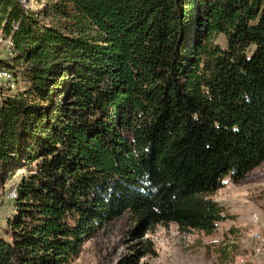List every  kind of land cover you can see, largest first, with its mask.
<instances>
[{
  "label": "trees",
  "instance_id": "obj_1",
  "mask_svg": "<svg viewBox=\"0 0 264 264\" xmlns=\"http://www.w3.org/2000/svg\"><path fill=\"white\" fill-rule=\"evenodd\" d=\"M43 1L0 0V264H67L125 214L122 264L159 224L213 233L264 162V0Z\"/></svg>",
  "mask_w": 264,
  "mask_h": 264
},
{
  "label": "rangeland",
  "instance_id": "obj_2",
  "mask_svg": "<svg viewBox=\"0 0 264 264\" xmlns=\"http://www.w3.org/2000/svg\"><path fill=\"white\" fill-rule=\"evenodd\" d=\"M26 1L36 8L43 0ZM5 57V47L0 45V58ZM8 187L0 188V226L13 212ZM211 197L225 207L228 219L211 234L196 229L183 231L176 223L155 226L146 237L156 253L143 257L141 263L251 264L252 245L259 244L253 234L258 232L264 238V162L239 181L227 177L224 186ZM132 227L129 214L114 220L90 237L79 256L67 264H122L124 258L135 259L137 250L143 247L141 240L130 234ZM259 261L264 264V251Z\"/></svg>",
  "mask_w": 264,
  "mask_h": 264
},
{
  "label": "built area",
  "instance_id": "obj_3",
  "mask_svg": "<svg viewBox=\"0 0 264 264\" xmlns=\"http://www.w3.org/2000/svg\"><path fill=\"white\" fill-rule=\"evenodd\" d=\"M0 43H3L5 45H9L11 44L10 39H4L3 37L0 36ZM0 80H13L12 74L11 72H9L6 69H0ZM15 84L12 82V86H14ZM16 195V189L14 188L11 193L9 194L10 197H15ZM253 237L259 241V244H253L252 248H253V252H252V256L249 260V262L251 264H260V254L264 251V238L258 233L255 232L253 234ZM244 262V259L243 261Z\"/></svg>",
  "mask_w": 264,
  "mask_h": 264
}]
</instances>
